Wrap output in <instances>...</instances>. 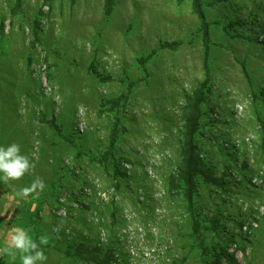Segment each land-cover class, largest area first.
Returning <instances> with one entry per match:
<instances>
[{"label":"rangeland","instance_id":"obj_1","mask_svg":"<svg viewBox=\"0 0 264 264\" xmlns=\"http://www.w3.org/2000/svg\"><path fill=\"white\" fill-rule=\"evenodd\" d=\"M16 3L0 0V146L34 167L0 181V248L22 227L49 236L45 264H85L64 254L80 242L111 264H206L225 246L264 264V0H202L207 79L192 0H114L109 16L104 0ZM203 81L190 208L176 172ZM37 178L39 196L16 195Z\"/></svg>","mask_w":264,"mask_h":264},{"label":"trees","instance_id":"obj_2","mask_svg":"<svg viewBox=\"0 0 264 264\" xmlns=\"http://www.w3.org/2000/svg\"><path fill=\"white\" fill-rule=\"evenodd\" d=\"M50 3V0H46ZM20 0H17L16 5L19 6ZM193 8L195 13L197 14L201 28L203 33L204 40V69L206 79L208 78V67H207V58L209 52V34H208V22L205 17V13L203 10L202 0H192ZM114 0H104V14L109 16L113 10ZM180 41H172V42H163L160 44L162 48L169 49H177L180 46ZM155 50H152L150 54H148L144 58H140V63L144 64L146 59H148L151 54ZM89 69L101 80V81H109L112 79L110 75H103L100 73L94 66L93 63L90 64ZM205 79V80H206ZM132 84V83H131ZM130 84V85H131ZM205 82L203 81L200 84V87L197 88L194 92L193 96H187V103L184 107V119L186 122V130L184 132L185 140L182 143L180 150L181 161L177 168V179L181 180L186 185V196L188 199L189 206L191 208L192 202V191L195 186L194 177L198 173L203 171V163L195 154V143H194V135L199 126V117H200V104L203 101L204 91L202 87ZM124 99L127 97L126 94L122 96ZM50 126L56 127L55 121H49ZM117 138V133L113 131L110 136L109 144L106 150L103 152L101 156V161L105 163L108 158L112 155L114 143ZM115 173L119 175H123L124 173L120 172L117 165L115 168ZM64 254L68 257H73L75 260L81 261L85 264H111L113 254L110 250L103 252L97 246L88 245L85 242H80L73 250H66ZM225 259L226 264H237L235 256L233 253L228 252L227 247H222L219 252L214 254V258L210 262H206V264H223L222 260Z\"/></svg>","mask_w":264,"mask_h":264},{"label":"clouds","instance_id":"obj_3","mask_svg":"<svg viewBox=\"0 0 264 264\" xmlns=\"http://www.w3.org/2000/svg\"><path fill=\"white\" fill-rule=\"evenodd\" d=\"M33 167L29 158L21 154L18 144L12 143L7 147L0 146V181L3 183L7 184L9 181L22 179ZM44 188V181L37 178L29 186L20 189L16 195L21 199L33 194L39 196ZM48 243L49 236L41 235L38 240H34L28 230L18 227L10 235L9 242L0 248V255H8L13 259L19 255L21 264H45L47 256L41 246H46Z\"/></svg>","mask_w":264,"mask_h":264}]
</instances>
